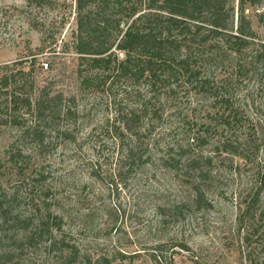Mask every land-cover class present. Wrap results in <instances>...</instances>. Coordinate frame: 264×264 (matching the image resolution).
<instances>
[{
    "label": "rangeland",
    "instance_id": "rangeland-1",
    "mask_svg": "<svg viewBox=\"0 0 264 264\" xmlns=\"http://www.w3.org/2000/svg\"><path fill=\"white\" fill-rule=\"evenodd\" d=\"M260 1L246 14L250 40L264 45ZM74 12L75 0H0V66L30 72L33 99L41 89L61 93L72 113L42 122L0 98L3 208L12 205L11 217L32 230L45 223L78 264H264V79L235 84L227 105L202 96L168 102L153 133L139 131L148 160L130 171L123 152L132 141L112 126L139 109L142 88L116 99L78 93L68 50ZM37 251L25 253L40 263Z\"/></svg>",
    "mask_w": 264,
    "mask_h": 264
},
{
    "label": "trees",
    "instance_id": "trees-1",
    "mask_svg": "<svg viewBox=\"0 0 264 264\" xmlns=\"http://www.w3.org/2000/svg\"><path fill=\"white\" fill-rule=\"evenodd\" d=\"M260 2L75 0V29L68 50L77 60L78 93L98 91L116 99L137 94L134 89L142 88L139 109L125 113L118 126L115 122L112 126L114 131L122 129L132 141L122 151L123 158L130 162V171L148 160L141 152L139 131L146 127L152 134L153 123L162 118L168 102L183 96H202L213 99L215 104L227 105L228 91L235 84L264 79V45L250 40L255 39V34L246 14ZM30 60H25V64L31 65ZM0 71V98L6 95L13 110L21 105L25 114L33 111L42 122L49 123L72 115L69 106L63 105L61 93L41 89L33 99L35 83L30 72H11L9 65L0 66ZM20 154L12 156V160ZM12 208H3L0 203V220L5 224L0 234V264L81 262L78 252L70 251V256H65L64 238H53L45 223L32 230L27 220L15 221L18 218L11 217ZM45 235L50 236L48 243L39 249ZM27 248L39 249L37 252L44 255L40 263L25 253ZM83 264L110 262L88 258Z\"/></svg>",
    "mask_w": 264,
    "mask_h": 264
}]
</instances>
